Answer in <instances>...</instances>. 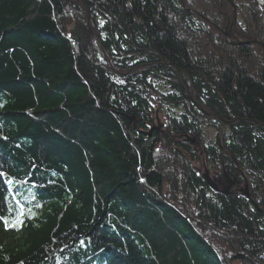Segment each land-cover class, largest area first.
I'll return each mask as SVG.
<instances>
[{"label": "trees", "instance_id": "trees-1", "mask_svg": "<svg viewBox=\"0 0 264 264\" xmlns=\"http://www.w3.org/2000/svg\"><path fill=\"white\" fill-rule=\"evenodd\" d=\"M256 41L254 0H0V264H264Z\"/></svg>", "mask_w": 264, "mask_h": 264}, {"label": "rangeland", "instance_id": "rangeland-1", "mask_svg": "<svg viewBox=\"0 0 264 264\" xmlns=\"http://www.w3.org/2000/svg\"><path fill=\"white\" fill-rule=\"evenodd\" d=\"M254 2H255V0H254ZM256 5H257V3H256ZM257 6H259V5H257ZM259 7H262V6H259ZM262 8H264V7H262ZM78 31L79 30H74L72 28L69 29V33L71 34V36H73L74 33H76V35H77ZM256 43L264 50V47L262 46V45H264V43L259 42V41H256ZM155 84L158 86V88L160 90L165 91V88L163 87L162 84H160V83H155ZM166 110L171 112L173 109L168 108L166 106H163L160 109V111H156L157 124L155 125V128H152L151 130L155 129L157 132H159V130L162 129V126H163L162 118L165 116ZM175 111L177 113H180V111L177 110V109ZM204 134H205L206 142L212 143L213 140H214V138H213L214 137V131L212 129H205ZM202 175H203L204 179L206 180L207 184H208V182H211L213 185H215L217 187V190H214L208 185L210 187V189L215 191V192L221 191L223 194H227L229 192L230 188L235 186V182H236V178L235 177L233 179L225 180L220 186L221 189H219L218 185L213 180H211L209 178V174H208V172L206 170L202 173ZM205 176L207 177V179H206ZM237 191H238L239 194L245 196L246 198L249 197L248 186H247L246 183H244L242 186L237 188ZM246 193H247V195H246Z\"/></svg>", "mask_w": 264, "mask_h": 264}, {"label": "snow or ice", "instance_id": "snow-or-ice-1", "mask_svg": "<svg viewBox=\"0 0 264 264\" xmlns=\"http://www.w3.org/2000/svg\"><path fill=\"white\" fill-rule=\"evenodd\" d=\"M101 23H103V21H101ZM12 181H9V183H11ZM21 215H23V213H21ZM0 220H4V223H5V226L7 227L8 226V220L4 217H0ZM21 219L20 217H17L16 220L14 221V224L13 226H15V224H18V223H21Z\"/></svg>", "mask_w": 264, "mask_h": 264}, {"label": "water", "instance_id": "water-1", "mask_svg": "<svg viewBox=\"0 0 264 264\" xmlns=\"http://www.w3.org/2000/svg\"><path fill=\"white\" fill-rule=\"evenodd\" d=\"M255 2L257 3V5L264 7V0H255ZM262 46L264 47V45H262ZM205 177H206V176H205ZM206 179H207V177H206ZM208 185H209L212 189L217 190V187H216L215 185H213L211 182H208ZM246 195H247V193H246Z\"/></svg>", "mask_w": 264, "mask_h": 264}]
</instances>
